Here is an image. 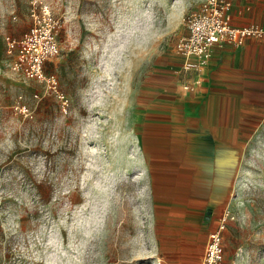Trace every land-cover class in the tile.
Returning <instances> with one entry per match:
<instances>
[{"label":"rangeland","instance_id":"rangeland-1","mask_svg":"<svg viewBox=\"0 0 264 264\" xmlns=\"http://www.w3.org/2000/svg\"><path fill=\"white\" fill-rule=\"evenodd\" d=\"M40 1L60 22L45 63L55 89L14 69L6 48L29 29L32 0H0V264H200L228 202L223 263L264 264L262 117L242 136L225 198L181 196L183 184L192 194L207 184L189 165L177 100L176 43L199 0Z\"/></svg>","mask_w":264,"mask_h":264},{"label":"crops","instance_id":"crops-1","mask_svg":"<svg viewBox=\"0 0 264 264\" xmlns=\"http://www.w3.org/2000/svg\"><path fill=\"white\" fill-rule=\"evenodd\" d=\"M230 13L234 26H264V0H231ZM179 72L183 84H194L191 90L182 85L185 93L177 99L181 101L179 117L192 138L197 156L189 165L200 169L198 177L207 183L204 192L193 194L183 184L181 196L225 198L240 168L242 136L257 117L264 119V36L250 37L239 46L227 42L216 46L210 62L200 73L184 74L180 69ZM170 106L165 107L169 109L167 112L154 109L152 121L162 123L167 113L171 117L177 109ZM178 112L173 114L175 118ZM180 165L187 164L180 162ZM182 175L187 180L188 174Z\"/></svg>","mask_w":264,"mask_h":264},{"label":"built area","instance_id":"built-area-1","mask_svg":"<svg viewBox=\"0 0 264 264\" xmlns=\"http://www.w3.org/2000/svg\"><path fill=\"white\" fill-rule=\"evenodd\" d=\"M230 7L231 0H199L198 5L187 14V33L176 43V51L183 58L181 72L200 73L210 62L216 46L226 42L239 46L250 37L264 36V26L258 24L234 26ZM30 10L33 21L29 29L19 38L7 35L6 48L8 53L14 55V69L21 70L28 78L46 79L55 89L54 76L47 75L45 63L60 51L58 39L60 22L52 14L50 6L40 0H32ZM183 87L191 90L194 89V84L185 83ZM59 97L62 110L65 112L68 99L63 93H59ZM14 107L25 116L31 115L30 107L20 100H17ZM233 217L228 202L218 216L216 228L207 236L200 264H224L222 232L228 220Z\"/></svg>","mask_w":264,"mask_h":264}]
</instances>
